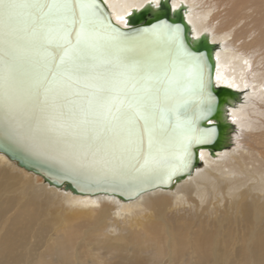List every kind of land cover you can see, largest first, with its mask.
Wrapping results in <instances>:
<instances>
[{
  "label": "bare ground",
  "instance_id": "1",
  "mask_svg": "<svg viewBox=\"0 0 264 264\" xmlns=\"http://www.w3.org/2000/svg\"><path fill=\"white\" fill-rule=\"evenodd\" d=\"M104 1L126 26L162 0ZM168 1L215 44L216 85L239 92L226 146L131 200L76 194L0 153V264H264V0Z\"/></svg>",
  "mask_w": 264,
  "mask_h": 264
},
{
  "label": "snow or ice",
  "instance_id": "2",
  "mask_svg": "<svg viewBox=\"0 0 264 264\" xmlns=\"http://www.w3.org/2000/svg\"><path fill=\"white\" fill-rule=\"evenodd\" d=\"M102 9L0 0V139L65 175L170 179L203 142L205 66L180 26L125 32Z\"/></svg>",
  "mask_w": 264,
  "mask_h": 264
},
{
  "label": "water",
  "instance_id": "3",
  "mask_svg": "<svg viewBox=\"0 0 264 264\" xmlns=\"http://www.w3.org/2000/svg\"><path fill=\"white\" fill-rule=\"evenodd\" d=\"M103 12L107 19H110L113 26L125 32H134L139 29L152 28L158 25L162 32L167 31L164 22L167 25L180 26L181 38L186 48L201 58L205 66L207 79V92L211 93L212 101L210 105H204V113L201 115L200 107H197L193 119L195 127L199 129L203 136V142H194L189 148V156L184 164L171 175L170 179L166 177H135L127 176L125 178H113L103 172L93 173L89 176H77L63 174L58 167L45 161L30 156L21 150L11 140L0 139V153L9 160L15 162L17 166L29 172L40 176L44 181L57 187H65L72 192L80 195H111L123 200H131L140 194L156 188H169L175 180L189 175L193 168L199 163V152L201 149H221L226 146L227 138L230 132V123L225 119V108L227 104L239 96V92L215 83V44L211 43L207 36H202L193 40L190 32V25L181 9L173 11L168 0H162L158 8L151 5L139 10L133 11L127 17V25L117 23L112 13L103 0ZM165 37H162L164 39ZM210 108V110H208Z\"/></svg>",
  "mask_w": 264,
  "mask_h": 264
},
{
  "label": "rangeland",
  "instance_id": "4",
  "mask_svg": "<svg viewBox=\"0 0 264 264\" xmlns=\"http://www.w3.org/2000/svg\"><path fill=\"white\" fill-rule=\"evenodd\" d=\"M0 162L5 163L6 161L4 162L3 158L0 157ZM14 168H15V170L22 171V170L18 169L17 166H15ZM38 181H42V179L38 178ZM165 260L168 261V256L165 257ZM144 264H146V263L144 262Z\"/></svg>",
  "mask_w": 264,
  "mask_h": 264
}]
</instances>
